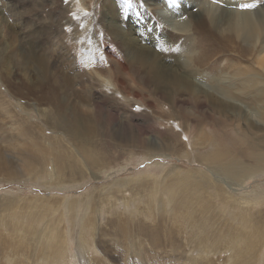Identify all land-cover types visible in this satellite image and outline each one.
Listing matches in <instances>:
<instances>
[{
	"label": "rangeland",
	"instance_id": "374dc122",
	"mask_svg": "<svg viewBox=\"0 0 264 264\" xmlns=\"http://www.w3.org/2000/svg\"><path fill=\"white\" fill-rule=\"evenodd\" d=\"M147 1L155 0H0V10L2 9L1 12L9 23L7 26H4L5 22L2 23L7 33L3 29L0 32V47L3 42L8 43L9 47L7 59L0 64V72L12 82V85L3 84V91L9 94L4 109L13 108L21 114L27 108L33 115V120L38 123L46 122L47 117L68 115L60 104H41L36 94L30 93L31 88L38 85L37 81H41V78L35 71L36 63L29 62L21 53H26L24 49H38L40 55L50 61L49 65L55 76L71 75V80L76 84L67 91L72 94L69 97V102L74 103L72 105L81 99L84 92L93 97L91 105L94 109H84L90 114L93 111V118L100 125L103 124L100 127L103 135L99 136L100 141H95H99V145L106 152L112 151L115 160V164L111 163L104 171L93 170L100 174V178H93L91 171L87 170V176L75 183H59L56 171L43 172L39 178L20 173L10 178L9 175L15 171L11 168L0 170V198L17 196L19 207L27 205L31 211L28 214L24 211L25 207H22L23 209L18 210L19 215H10L13 221L10 227L2 225L0 218V228L10 243L9 247L12 248V242H22L25 255L20 264L31 263L30 258H27L32 249V243L27 241L31 235H45L46 239H49L48 235L52 236L51 243L55 245L52 259L55 258V264H98L94 258L98 256L95 250H99L96 245L101 244L100 242L108 245L105 264H236L234 260L238 264H264V216L259 218L254 215L246 220V206H233L224 200L220 205L222 210L232 213L225 212L227 217H220L218 224L198 215L200 202H205L204 197L208 194L200 190V183L193 181V178L198 180L206 175L214 179V174L207 169L208 162L201 159L212 147L208 145L206 148H195L188 157L182 152L185 150L184 143L193 142L195 126L198 125L200 129V123L205 121L204 116L211 113V110L205 104L206 91H196L193 81L180 69L174 71L170 66V62L175 63L172 54L175 48L169 47L167 39L187 37L188 32L179 29L168 31L166 25H161L162 22ZM156 1L163 2L161 7H166L165 10L173 18L183 17L185 21H191V5L188 1ZM206 1L223 8L228 0ZM230 1H238L240 4L257 3V7L252 8L256 16L261 14L260 7L264 9V0ZM84 5L90 7L88 12H85ZM196 7L191 11L200 12L201 6ZM92 16L95 17L94 24L98 27L97 36L100 35V40L104 42L102 46H98L102 52L98 48L94 50V64L97 67L103 66L107 75L113 76V80L123 81L121 88L126 99H121L118 94H108L109 91H104L106 88L101 89L93 79L91 71L86 69L83 47L88 35L84 33V26L89 24ZM0 21L3 18L0 17ZM199 21L197 23L203 27L206 20ZM206 24L209 25V22ZM198 27L193 29V32H200L195 34L198 36L195 40L205 38L210 43H217L216 35L210 36L205 28ZM258 39H264V25ZM177 50L178 48L176 56L179 57ZM220 58L213 56L215 60ZM132 67L137 72L131 70ZM108 68L112 71L109 72ZM11 69L14 73H9ZM219 75V71L211 72L206 69L196 74V81H207L214 87H224L225 91H229ZM21 82H26L27 85H22ZM35 82L38 84L35 85ZM213 96L215 95H211ZM193 99L201 103V106L192 105ZM260 103L261 101H257L253 106ZM21 105L24 107H20ZM227 112L230 116L235 114L231 108ZM238 121L233 120L234 123H243L246 129L247 124ZM253 121L258 126H263L264 131V119L254 116ZM107 129L110 132L107 133ZM247 131L263 134L257 127L249 126ZM47 133L50 135L56 132L47 130ZM139 136L146 139L144 144L134 142ZM218 141L221 146L230 147L225 139L219 137ZM54 142L56 148L59 147L58 149L65 152L60 143ZM1 144L10 145L5 142ZM153 179L158 180L157 186ZM243 186L246 189L237 187L239 193L250 188L264 189V172L256 174ZM42 198L54 199L56 202L42 205L37 202V199ZM87 199L92 200L91 204ZM73 200L77 204L74 203L71 207L70 202ZM99 203L102 209H97ZM253 204V212L264 208V201L259 199L253 201ZM126 208L128 209L125 210ZM92 210L96 212L93 213ZM86 215V220H83ZM133 215V218L129 217ZM0 216L9 218V214L5 213H0ZM93 218L96 222L94 224L88 221ZM112 220L121 228L112 231ZM20 223L27 226V229L17 232L14 228ZM45 223L49 226L43 232L36 233ZM83 223L88 227L83 229ZM201 240L203 244L199 243ZM91 243L96 248L91 249ZM205 243L210 248V245H214L218 250L217 255H207L210 248L205 252ZM7 252L3 251L6 254ZM48 254L50 256V252ZM0 256L3 260L1 264H7L8 255ZM43 264L53 263L46 260Z\"/></svg>",
	"mask_w": 264,
	"mask_h": 264
},
{
	"label": "bare ground",
	"instance_id": "6f19581e",
	"mask_svg": "<svg viewBox=\"0 0 264 264\" xmlns=\"http://www.w3.org/2000/svg\"><path fill=\"white\" fill-rule=\"evenodd\" d=\"M186 1H188V4L191 5V10L195 8V6H201L200 12L195 13L194 11H189L191 21H185L183 17L173 18V16L168 14V10H165L166 7H161V5H164L161 1H147V4H149L150 8L156 13L159 20L162 22L161 25H166L165 27L168 31L172 32L175 29H179L182 32H188L189 36L187 37L176 36L175 38L170 37L167 39L169 47L175 48V51H173L174 53H172L174 55V57H172L175 58V63L170 62V66L171 68H174V71L180 69L184 75L190 79V81H193L192 84L195 85L194 88L196 91H206L205 104L207 108L211 110V113H206L207 116H204L203 119H205V121L202 122L204 124L202 125V123H200L202 127L198 129V125L195 126L196 135H194L193 142L191 144L184 143L183 145L185 148L183 149L185 150L182 152V154H185L184 156L188 157L191 155V151L193 152L195 148H206L208 145L212 147L207 154L203 155V158L201 159L208 162L207 169L214 174V179L212 180L206 175H203L198 180L197 178H193V181H198L200 183V190L208 194L204 197L205 202H200L201 204L198 215L211 223H217L220 217H227L225 212H228L229 214L232 213L226 209L222 210L220 205L221 201L224 200L232 203L233 206H246V220L254 215L261 218L264 216V208L253 212L251 206L255 204H253V201L257 199L261 202L264 201V189L250 188L248 191L239 193L237 187H240V189L242 188V190L246 189L243 185L247 180L253 178L256 174L264 172L263 126H258L253 121L254 116H259L261 119H264V39L260 41L259 39L257 40V37L262 31L264 25V9L260 7L259 11L261 14L256 16L252 9L241 10L239 7L240 3L238 1L234 2L228 0L223 8H219L216 4H212L206 0ZM84 9L85 12H88L90 7L84 5ZM0 17L3 18V21H0V32L3 29V31L7 33V31L4 30V26H7L9 23L2 12L0 13ZM202 19L206 20L204 21L203 27L197 23V21ZM4 22L5 24L3 26L2 23ZM94 22L95 17L92 16L89 18V24L84 26V33L88 35L86 45L83 47V53L87 62L85 65L86 69L91 71L94 76L93 79H95L96 84L99 85L101 89L106 88L104 91H109L108 94H118L121 99H126V96L122 93L123 91L121 88L123 81L121 79H118V81L113 80V76L107 75V70L105 72V68L103 66L97 67V65L94 64L93 58L96 54L94 50H96L98 46L100 47L104 44V42L100 40V35L97 36L98 27L94 24ZM207 22H209V25L206 24ZM196 27L205 28V32L210 36L216 35L217 37L215 38H217V43H210L205 38L200 41L195 40L198 38L195 34L200 33L196 31L193 32V29L195 30ZM88 40H90V43H88ZM7 44L8 43L3 42V46L0 47V64L5 62L9 48ZM177 48L179 57L176 56ZM24 50L26 53H23L22 51L21 55L24 54V57L29 62L33 64L36 63L35 71L40 75L39 78H41V81H37L39 84L35 82V85H38L32 87L30 93L32 95L36 94L39 103L41 104L47 103L54 106L60 104L61 108H65L66 112H68V115L65 116V114H61L57 115V117L55 115L53 118L47 117L46 122L38 123L33 120V115L27 108H25L27 111L21 114L8 106V108L4 109L7 105L6 97L8 96L9 98V94L8 92L3 91V84L8 83L9 85H12V82L6 76L3 77L0 72V133L2 134L0 136V170L11 168V170L15 171L12 174L9 172L10 178H13L16 173H20L22 175L28 174L33 178H39L43 172L56 171L59 183L78 182L87 176V170L91 171L90 173L93 178H100V174H96L93 170L96 169L104 171L106 167L108 168L111 166V163H114L115 160L114 153L112 151L106 152V150L99 145V136L103 135L100 127L103 124L101 123L102 125H100V122L93 118V111L91 114L89 112L87 113V110L85 111V109H94L91 105L94 101L92 99L93 97L84 92V94H81V99H79L75 105H72L74 103L71 104L69 102V97L72 94L67 91H70V89H72L76 84H74L71 80V75H66L67 77L55 76L53 68L49 65L50 61H47L46 58L40 55L38 49ZM98 50L102 52L101 49L98 48ZM216 55L221 58L219 60L213 59V56ZM206 69L211 72L219 71L220 75L218 77L222 78V82L225 86H227V89L230 90L225 91V89H223L224 87L222 88L220 86L219 88L214 87L207 81H203L204 83L200 81L197 82L196 74L203 72ZM131 70L137 72V70L135 68L133 69V67ZM108 71L111 72L112 70L108 68ZM83 72L84 70L81 71V73ZM9 73H14V71L11 69ZM100 73H102V75ZM173 83L175 84V82ZM21 84L27 85L26 82H21ZM196 94L198 95V93ZM211 95L215 96L211 97ZM60 98H62L61 101ZM59 101L60 103H58ZM257 101H261V103L258 104V106H253V104ZM18 103L20 104V102ZM96 104L98 103L96 102ZM191 104L195 107L201 106V103L199 104L198 101L194 99L191 100ZM20 107H24V105H21ZM228 108L234 109L235 114L231 116L227 115L226 112ZM98 109H101V106H98ZM101 111L103 112V109ZM214 111H216V114ZM107 116L108 118L110 117L109 114H107ZM235 119L247 124L246 129L244 128L243 123H234L233 120L235 121ZM198 120H202V118H198ZM249 126L259 128L262 130L263 134L259 135L256 132L252 134V132L247 131ZM47 130H54L56 133L49 135ZM106 132L108 133L110 130L107 129ZM219 137L221 139H225L230 147L221 146L218 141ZM96 139L99 141H95ZM132 139H134V137ZM134 140V142H137L138 144H144L146 142V139L141 136L136 137ZM1 142H5V144L9 143L11 146L2 145ZM53 142L60 143L61 148L64 149L65 152L58 149L59 147L56 148V144H53ZM121 143L119 145H121ZM151 143H154V141ZM155 143L157 144V142ZM174 144L176 147V143ZM47 145H49V147ZM115 147L117 146L115 145ZM152 148L154 147L152 146ZM196 161H198L197 157ZM13 162H16L17 165L15 163L13 164ZM171 174H175V172H171ZM153 182L155 186H157L158 180L153 179ZM258 196L262 197L258 198ZM87 200L91 204L92 200ZM18 201L17 196L0 198V213H5L6 215L9 214V218L6 216H0L2 219V225L10 227L13 222L10 215H19L18 210L23 209L22 207H25L26 210L24 211H27L28 214L31 212L27 205L23 206L20 204V208ZM64 201L65 200H63V202ZM37 202L42 205H46L49 203H55L56 200L42 198L37 199ZM74 203L77 204V201L73 200L70 202V206ZM98 205L99 207L97 209H102L100 203ZM113 205L117 206L115 203H113ZM127 209L128 208L125 210ZM96 210H92V212L95 213ZM87 216L88 215H86L83 220H86L85 218ZM129 217L133 218L134 215ZM88 221H91L94 224L95 219L93 218ZM115 222L116 221L114 220L110 221L112 231H116L118 228H121V226ZM249 222L253 223V221ZM48 226L49 225L45 223L42 227H40V230L37 229L36 233L43 232L44 228H47ZM81 227L85 229L88 225L83 223ZM14 229L17 232H20L27 229V226H23L20 223ZM19 237L21 238V236ZM48 237L49 239H46L45 235L42 237L31 235L27 240L32 243L30 255L27 257L28 259L30 258V264H43L46 260L55 264V258L52 259L55 245L54 243H51L52 236L48 235ZM53 237L55 238V236ZM25 243L26 242H24V245ZM100 243L101 244L96 245L97 249L99 248L98 251L93 248L98 255H95L97 258L95 257L94 259H97L96 261H98V264H105L104 261L107 256L108 245H104L102 242ZM199 243L203 244V241L201 240ZM9 245V241L6 240L5 236H3L2 229L0 228V255H8L7 264H20V261H22L21 258L25 255L23 252L24 248L22 247V242H12V248H10ZM210 246L211 248L206 243L204 245L205 252L207 251V248L208 251L210 248L207 255H217L218 250L214 247V245ZM90 247L92 249V247L95 246L91 243ZM3 251L8 252L6 254L3 253ZM49 252L50 256L48 254ZM57 255L59 256V254ZM201 258L202 257H200V259ZM1 261L3 262L2 258H0V264ZM234 262L238 264L237 260H234Z\"/></svg>",
	"mask_w": 264,
	"mask_h": 264
},
{
	"label": "snow or ice",
	"instance_id": "6c2138e0",
	"mask_svg": "<svg viewBox=\"0 0 264 264\" xmlns=\"http://www.w3.org/2000/svg\"><path fill=\"white\" fill-rule=\"evenodd\" d=\"M239 7L241 8V10H247V9H252L257 7V3L255 2H250V3H242L239 5ZM87 14V13H85ZM73 15L75 16L76 14L73 13ZM137 110H139V107L137 106ZM185 139H187V137H185Z\"/></svg>",
	"mask_w": 264,
	"mask_h": 264
}]
</instances>
